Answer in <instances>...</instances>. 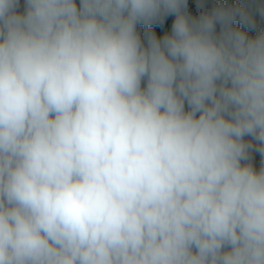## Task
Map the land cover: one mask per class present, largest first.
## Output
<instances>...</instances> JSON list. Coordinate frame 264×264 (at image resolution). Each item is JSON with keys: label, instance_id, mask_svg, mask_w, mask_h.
<instances>
[{"label": "clouds", "instance_id": "1", "mask_svg": "<svg viewBox=\"0 0 264 264\" xmlns=\"http://www.w3.org/2000/svg\"><path fill=\"white\" fill-rule=\"evenodd\" d=\"M20 8L0 0V264H264V0Z\"/></svg>", "mask_w": 264, "mask_h": 264}, {"label": "crops", "instance_id": "2", "mask_svg": "<svg viewBox=\"0 0 264 264\" xmlns=\"http://www.w3.org/2000/svg\"><path fill=\"white\" fill-rule=\"evenodd\" d=\"M19 10H20V11L23 10V0H21V8H20ZM261 159H262V158H261L259 155H255V154H254V157H253V163H254V165H255L257 168H259V166H260Z\"/></svg>", "mask_w": 264, "mask_h": 264}, {"label": "trees", "instance_id": "3", "mask_svg": "<svg viewBox=\"0 0 264 264\" xmlns=\"http://www.w3.org/2000/svg\"><path fill=\"white\" fill-rule=\"evenodd\" d=\"M230 2H234V0H208V6L211 7L214 4L230 3ZM190 4H191V0H190Z\"/></svg>", "mask_w": 264, "mask_h": 264}, {"label": "rangeland", "instance_id": "4", "mask_svg": "<svg viewBox=\"0 0 264 264\" xmlns=\"http://www.w3.org/2000/svg\"><path fill=\"white\" fill-rule=\"evenodd\" d=\"M261 27H264V24H262Z\"/></svg>", "mask_w": 264, "mask_h": 264}]
</instances>
